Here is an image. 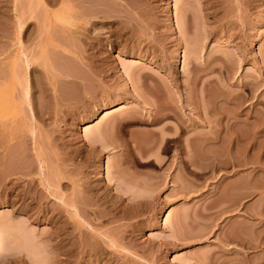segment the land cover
Here are the masks:
<instances>
[{
    "label": "rangeland",
    "instance_id": "obj_1",
    "mask_svg": "<svg viewBox=\"0 0 264 264\" xmlns=\"http://www.w3.org/2000/svg\"><path fill=\"white\" fill-rule=\"evenodd\" d=\"M45 1L0 0V264H264V0Z\"/></svg>",
    "mask_w": 264,
    "mask_h": 264
},
{
    "label": "bare ground",
    "instance_id": "obj_2",
    "mask_svg": "<svg viewBox=\"0 0 264 264\" xmlns=\"http://www.w3.org/2000/svg\"><path fill=\"white\" fill-rule=\"evenodd\" d=\"M46 1H47V0H46ZM46 1H45V2H46ZM59 1H60V0H49V2L47 1L49 4H48V3H46L47 5H46V4H43L44 8L46 9V10H45V11H46L45 16H46V14L49 15V14L51 13L50 11H48V6H49L50 4H51V6H53V5H56V6H57V4L60 3ZM64 1H66V2L64 3L63 1H61V3H60L61 5L63 4V5H62V8H63L64 4H67L68 6L66 5L67 7L64 6V8H65V9H68V7H69V10H71V9L73 10L72 7H74V5H73V6H70L69 3L67 2L68 0H64ZM30 2H31V1H30ZM70 2H71V0H70ZM72 2H73V1H72ZM72 2H71V3H72ZM41 3H42V2H41ZM78 3H80V2H78ZM78 3L75 4V7L77 6L78 9H79L81 6H80ZM82 3H83V2H82ZM31 5H32V4H31ZM31 5H30V8H32ZM78 5H79L80 7H79ZM87 5H88V4H87ZM90 6H91V5H90ZM38 7H39V6H38ZM41 7H42V6H41ZM46 7H47V8H46ZM75 7H74V9H77V8H75ZM84 7H85V6H84ZM64 8H63V9H64ZM81 8H82V7H81ZM81 8H80V10H81ZM39 9H40V8H39ZM65 9H64V10H65ZM78 9H77V10H78ZM82 9H83V8H82ZM29 10H30V9H29ZM69 10H67L68 13H70V14L73 13V12H71L72 10H71V11H69ZM77 10H74V13H73L74 16H72V14H71V17H72L73 19H76V20L82 21V20H84L86 17H88L89 14L92 15V14H91L92 12H88V11L86 12V11H85V12H86V14H85V12H84L83 10H81L82 12L79 10L80 13L78 14V11H77ZM85 10H86V8H85ZM88 10H89V8H88ZM45 11H44V12H45ZM75 11H76V12H75ZM169 11H170V10H169ZM32 12H33V10H30V11H29V13L32 14V15H33V13H36V11H34L33 13H32ZM44 12H43V13H44ZM49 12H50V13H49ZM170 12H171V11H170ZM88 13H89V14H88ZM172 13H173V12H172ZM61 14H62V13H61ZM77 14H78L79 17L76 16ZM94 14H95V13H94ZM99 14H100V13H99ZM32 17H33V16H32ZM35 17H36V16H35ZM37 17H38V16H37ZM47 17H48V16H47ZM47 17H46L45 20H47ZM69 17H70V16H69ZM83 17H85V18H83ZM89 17H91V16H89ZM92 17H93V15H92ZM40 18H41V17H40ZM44 18H45V17H44ZM81 18H83V19H81ZM80 19H81V20H80ZM89 19H90V18H89ZM38 20H39V19H38ZM48 20H50V19H48ZM67 20H68V19H67ZM71 20H72V19L70 18V20H69V21H70V24H74ZM76 20H75V21H76ZM39 21H40V20H39ZM45 22H47V21H45ZM38 23H39V22H38ZM49 23H50V22H49ZM45 24H46V23H45ZM50 24L52 25V23H50ZM24 25H25V24H23V23H22V25H20L21 30L24 28ZM47 25H48V24H47ZM75 25H76V24H75ZM76 26H77V25H76ZM92 26H93V25H92ZM77 27H78V26H77ZM77 27H76V28H77ZM20 28H19V29H20ZM68 28H70V26H69ZM71 28H72V27H71ZM79 28H80V27H79ZM85 28H86V27H85ZM48 29H49V28H48ZM64 30H65V29H64ZM83 30H84V29H83ZM63 34H64V33H63ZM68 37H69V36H68ZM40 45H41V44H39V46H40ZM37 46H38V45H37ZM39 49H41V47H40ZM43 49H44V48H43ZM33 51H34V50H33ZM40 53H42V52H40ZM35 54H36V53H35ZM35 54H34L33 52L22 51L21 54L19 55V57H17V58H18V60H20V61L22 62V64L25 65L24 67H25L26 69H30V68H31V65H32V62H33V61H37L38 58H39V57L36 58L37 54H36V55H35ZM34 59H35V60H34ZM50 59H51V58H50ZM175 59H176V58H175ZM18 60H17V61H18ZM32 60H33V61H32ZM21 62H20V63H21ZM50 62H51V61H50ZM51 64H52V63H51ZM51 64H50V65H51ZM52 65H53V64H52ZM25 68H24V69H25ZM17 70H18V69H17ZM15 71H16V68L13 70V73H12V74H13V78H14V80H17V79H18V76L20 77L21 75H20V74H17L18 72H17V71L15 72ZM0 73H1V72H0ZM19 73H20V70H19ZM2 74H3V73H2ZM6 74H7V72H6ZM2 76L4 77V75H0V77H2ZM5 76H6V75H5ZM4 78H5V77H4ZM24 78H25V77H24ZM6 79H7V78H6ZM9 79H10V78H9ZM21 79H22V78H21ZM21 79H19V80H21ZM27 79H28V78L23 79V80L25 81V83H23V82H22L23 80H21V82H22L23 84L19 82V83H20V86L22 87V92H21V93H22V97H20V96L18 95V96H19L18 98H20V99L22 98V100L25 101V102H28V100H30V99H29V96L31 95V94H30V88H31V87H30L29 82H28L29 79H28V80H27ZM2 80H3V79H2ZM7 80H8V79H7ZM9 81H10V80H9ZM17 81H18V80H17ZM0 84H1V83H0ZM15 93H16V92H15ZM15 93H14V94H15ZM14 94H11V95H12V96H11V99H12L13 103L16 105V99H17L16 97H17V96L15 97L16 94H15V95H14ZM94 110H95V109H94ZM97 111H98V110H97ZM181 129H182V128H181ZM162 140H164V139H162ZM187 148L190 149V150L192 149L191 147H190V148L187 147ZM196 148H197V147H196ZM185 150H186V149H185ZM190 150H189V151H190ZM192 150H194V147H193ZM192 150H191V151H192ZM197 150H198V149H197ZM181 151H182V150H181ZM194 151H195V150H194ZM192 152H193V151H192ZM180 153H181V152H180ZM100 159H101V158H100ZM40 169H41V168H40ZM41 173H42V172H41ZM25 175H26V174H25ZM13 225H14V224H13ZM15 229H16V228H13V230H15ZM15 231H16V230H15Z\"/></svg>",
    "mask_w": 264,
    "mask_h": 264
}]
</instances>
